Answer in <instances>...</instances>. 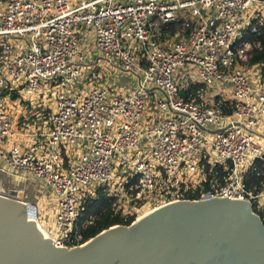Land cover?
Returning a JSON list of instances; mask_svg holds the SVG:
<instances>
[{"label":"built area","instance_id":"built-area-1","mask_svg":"<svg viewBox=\"0 0 264 264\" xmlns=\"http://www.w3.org/2000/svg\"><path fill=\"white\" fill-rule=\"evenodd\" d=\"M263 10L264 0H0V172L51 190L44 228L57 247L87 241L91 221L78 219L98 188L122 216L211 196L247 200L264 221V184L253 194L243 180L264 160L263 65L246 64L259 41L242 39ZM109 71L135 79L119 86ZM23 102L49 109L29 140L16 127Z\"/></svg>","mask_w":264,"mask_h":264},{"label":"water","instance_id":"water-1","mask_svg":"<svg viewBox=\"0 0 264 264\" xmlns=\"http://www.w3.org/2000/svg\"><path fill=\"white\" fill-rule=\"evenodd\" d=\"M35 216L21 189L0 193V264H264V224L247 200L175 201L72 248L40 238Z\"/></svg>","mask_w":264,"mask_h":264},{"label":"trees","instance_id":"trees-1","mask_svg":"<svg viewBox=\"0 0 264 264\" xmlns=\"http://www.w3.org/2000/svg\"><path fill=\"white\" fill-rule=\"evenodd\" d=\"M179 27V22H171L168 28H164V31L173 34ZM243 40L248 41H259V46H252L248 52V59L246 61L247 65L262 64L261 74H264V22L258 25V33H250L249 30L243 35ZM17 92L12 93V97H16ZM205 169L208 171V164H205ZM218 171V182L223 183L225 177V172L221 170L220 167H215ZM211 174H208L210 178ZM135 179L131 180L134 181ZM246 188L250 190L253 194L258 192L264 184V160L256 159L252 167L243 176ZM208 184L204 183V188H207ZM201 193V189L197 188L194 193L190 191L186 192L188 198H197ZM115 198L108 196L101 188L96 190L94 197L87 196L83 202V209L81 215L78 219L79 222L84 220L91 221L86 224L82 230L83 240H88L93 237L103 229L116 224L128 225L130 224L135 216H122L119 213H113L112 204ZM252 209L255 211L254 206ZM264 222V221H263Z\"/></svg>","mask_w":264,"mask_h":264},{"label":"rangeland","instance_id":"rangeland-1","mask_svg":"<svg viewBox=\"0 0 264 264\" xmlns=\"http://www.w3.org/2000/svg\"><path fill=\"white\" fill-rule=\"evenodd\" d=\"M264 14V10L262 12ZM248 66H244V68H247ZM255 71L259 72L260 68H255ZM110 72V71H109ZM110 78L111 81L114 82L116 85L119 86H128L134 79L135 76H132L129 73H125V72H119V71H113L110 72ZM255 81V79H253ZM45 104L47 106H49L51 104V101L46 100ZM42 106L38 107L37 105L33 104V105H26L25 102H23V108L22 109H18L17 111H15V120H16V127L19 129L18 131V137L20 140H24L26 138H28L29 134H31V132L33 131V128H36L37 125H39L40 127L43 126L42 121L46 120L48 117V111L49 109H47L45 111H41ZM21 129V130H20ZM258 134L264 133V130H257L256 131ZM257 144L260 145L261 147L264 146V139L261 137H257ZM16 180H18L17 177L14 176H8V175H3V185L2 188L4 189H0L3 192L6 190V186H9L10 184L12 185ZM37 182L38 184H41L43 187H40L39 189V193L37 194L39 199L36 196H33V190L31 189V187L34 186V184L30 181L26 182V190H25V196L27 200H30L36 204H38L37 206L40 207V210L38 212L39 214V219H40V223L37 221V223L42 227H47V226H51L52 221L50 219V217L55 215V210L53 209V207L51 208V203H46L45 201L50 200V198L52 197V192L51 190L41 181H34ZM35 183V184H37ZM196 188H200L196 186V184H194ZM25 186V184H24ZM36 195V194H34ZM45 198V201H44ZM146 209L149 210L150 208H153L152 205H149L148 203L144 204ZM142 205V206H144ZM141 206V207H142ZM138 208L137 213L134 214L135 218L134 220H136L139 215H140V208ZM155 207V206H154ZM264 224V222H263ZM53 226V223H52ZM45 230V228H44ZM46 231V230H45ZM47 232V231H46ZM48 233V232H47Z\"/></svg>","mask_w":264,"mask_h":264},{"label":"crops","instance_id":"crops-1","mask_svg":"<svg viewBox=\"0 0 264 264\" xmlns=\"http://www.w3.org/2000/svg\"><path fill=\"white\" fill-rule=\"evenodd\" d=\"M250 73H251V77L253 78V79H258L259 78V74H258V72L257 71H255V67H251L250 68ZM213 94H214V92H212V91H208L207 93H206V96L208 97V99L210 100L211 99V97L213 96ZM222 98L223 99H228L229 98V94H228V92L227 91H224L223 93H222ZM256 130H264V125H262V126H258L257 128H256ZM263 135H264V133H263ZM28 140H29V138H28ZM3 175H5V173H1L0 172V189H4V188H2V185L4 184L3 183ZM28 181H30V182H32L33 184H34V186L33 187H31V189L33 190V196H36L38 199H39V197H38V193H39V188L40 187H43L41 184H38L37 182H34V181H31V180H28ZM26 182L27 181H20V180H16L12 185L10 184L9 186H6V190L4 191V192H8L10 189H16V188H23V190H24V196H25V188H26ZM35 183H37V184H35ZM24 184H25V186H24ZM2 190H0V193H4ZM34 194H36V195H34ZM26 198V197H25ZM27 200V199H26ZM29 202H32V201H30V200H28ZM44 201H45V198H44ZM46 203H51V208L53 207V209L55 210V205H54V201H53V198L51 197L50 198V200H48V201H45ZM32 203H34V202H32ZM36 204V203H35ZM38 205V204H37ZM40 208V207H39ZM40 210V209H39ZM52 217V216H51ZM51 217H50V219H51ZM50 219H49V221H50ZM51 225H52V223H51Z\"/></svg>","mask_w":264,"mask_h":264},{"label":"bare ground","instance_id":"bare-ground-1","mask_svg":"<svg viewBox=\"0 0 264 264\" xmlns=\"http://www.w3.org/2000/svg\"><path fill=\"white\" fill-rule=\"evenodd\" d=\"M172 202H175V201H172ZM172 202H169V203H165V204H161V205H158V206H155L153 208H150L149 210L146 209L145 205L142 206L140 208V215L139 217L136 219V221L140 220L141 218L145 217L146 215H148L149 213H151L152 211L164 206V205H167V204H170ZM30 221H34L38 227H39V232H38V236H40V238H42L43 240H49L51 239L50 235L44 230V228H42L36 221L35 218H30L29 219ZM117 226V225H116ZM116 226H112L111 228H114Z\"/></svg>","mask_w":264,"mask_h":264}]
</instances>
